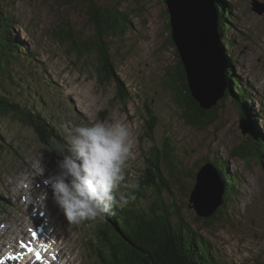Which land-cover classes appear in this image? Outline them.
Returning <instances> with one entry per match:
<instances>
[{"label":"rangeland","instance_id":"obj_1","mask_svg":"<svg viewBox=\"0 0 264 264\" xmlns=\"http://www.w3.org/2000/svg\"><path fill=\"white\" fill-rule=\"evenodd\" d=\"M96 1L102 8H118L129 15V31H125L121 38L112 37L111 55L117 77L131 94L130 99L122 95L117 99L118 90L114 83L111 86L99 84L93 53L84 57L77 53L71 55L67 52V39L63 43L60 38L61 32L66 35L65 23H69L74 34L83 41L94 36L95 26L88 14L87 0H0L4 12L16 19L10 31L15 43H22L18 59L9 60L7 64L2 59L1 66L9 67L11 75L27 83H16L12 76L0 70V93L14 102L40 109L54 123L56 131L53 137L44 140L36 128L27 127L16 116L0 120V200L3 203L0 230L5 233L4 236L0 231V253L3 244L4 249L14 248L11 244L18 237L12 232L28 233L31 220L27 219V210L21 205L25 201L31 208L33 219L39 217L43 220L37 227L44 229V234L40 232V235L43 243L46 242L47 260L53 259L56 264H100L91 254L93 249L87 246L93 244L100 220L95 219L83 226L70 224L61 209L55 207L51 188L47 189L45 202L39 199V194L44 190V180L57 171V162L62 158L59 149L67 147L70 128L96 121H120L128 126L134 145V158L128 161L125 170L128 182L147 180V158L143 151L145 155L150 154L153 145L160 152H164L162 150L167 146L175 148L177 175L172 177L166 164H159L175 195L173 199L165 195L167 204H177L182 209L187 222L210 243L222 260L235 264H264V156L252 161L235 156V152L244 154L248 150L256 154L257 146L264 148V14L253 10V0H210L215 22L220 24V18L224 16L228 20L226 27L220 29L218 26L221 43L225 38L232 41L224 48L221 46L225 50V67L229 68L228 61L231 60L232 76L241 79H237V84L250 89L249 97L242 100V104L247 109L248 122L253 121L252 140L250 135H243L240 128L245 117L236 105L239 95L236 87L233 94L207 110L214 114L211 125L199 128L185 119L187 104L178 106L173 88L166 84L177 62L175 53L179 54L180 50L176 43L175 48L166 45L171 22L166 0ZM259 1L264 3V0ZM215 10L222 11L223 16H218ZM200 22L196 17L193 24L196 26ZM171 29L173 33L172 26ZM110 47L107 45V50ZM75 48L85 50V45ZM179 57L182 61L180 54ZM99 60L103 61L102 55ZM186 80L193 100L200 105L188 74ZM180 89L184 90L182 86ZM200 108L204 110L202 104ZM148 109L159 121L153 140L145 138L148 132L142 123V119L149 118ZM259 134L262 137L259 138ZM156 152L157 149L154 154ZM217 162L228 170L222 174L227 185L233 178L240 183L237 181L238 191L236 187L223 214L208 223L189 207V198L199 168L207 164L217 166ZM41 168H44L43 175L39 174ZM215 181L219 186L217 177ZM137 193L146 197L137 202L138 208L145 209L156 195L150 188L139 189ZM49 219H53L52 235L59 236L60 248L54 244V236L47 238ZM174 223L177 224L176 217ZM6 226L10 232L4 230ZM20 226L26 229L18 231ZM37 241L32 239L28 246H34Z\"/></svg>","mask_w":264,"mask_h":264},{"label":"trees","instance_id":"obj_2","mask_svg":"<svg viewBox=\"0 0 264 264\" xmlns=\"http://www.w3.org/2000/svg\"><path fill=\"white\" fill-rule=\"evenodd\" d=\"M87 2V5L90 6V9L88 8V14L91 16L95 26V28L93 27L94 36L83 41L81 37L74 34L70 24L65 23L64 29L66 35L61 32L60 38L62 42L67 39V52L71 55L77 53L79 57H84L89 55L88 53H93L96 57V74L99 84L102 86H111V84L114 83L118 90L117 99L119 95L124 96V98L129 97L130 99L132 97L131 94L117 77L116 65L111 55L112 37L117 36V38H121L125 31H129V15L118 8H102L96 0H87ZM220 7H222V5ZM220 16H223V14L221 13ZM227 21L225 16L220 18V29L226 27ZM15 22V17L7 15L0 3V70L10 75V77L12 76L13 81L16 83L23 82L26 85L27 83L21 78L10 74L11 71L9 67L1 66L2 59L5 60L6 64L9 60L15 61L18 59V47H14L16 43L10 32L11 24H15ZM171 26L170 22L168 24L169 39L166 45L168 48H175ZM224 33L225 32H223L222 35ZM224 41L225 43L221 44L223 48L225 45L232 43V41H229L227 38H225ZM83 45H85V50L75 48L76 46L82 47ZM107 45L111 46L109 50H107ZM101 55L103 57L102 62L99 60V56ZM30 57L34 59V56ZM175 59L177 61L176 65L174 67L171 66L173 70L171 76L166 79V84L170 89L173 88L176 94L175 101L177 105L183 107L187 104V106L185 105L184 107L185 109L187 108L185 119H188L190 125L199 128L211 125L214 121V114L212 111L201 109L200 105L193 100L186 80L187 72L177 51L175 53ZM228 62L230 64L229 68L232 67L233 62L231 63V60ZM229 68H227L229 89L226 96L233 94V89L235 87L238 88L237 94L239 95H237L236 105L242 117L248 119L246 115L247 109L243 106L242 100L249 97L250 89L246 85L239 86L237 84V79L240 78H234ZM33 81H36L34 77ZM169 81H171L172 86ZM108 82L111 83L109 84ZM180 85L184 90L180 89ZM184 97H186L185 100L187 102L183 100ZM40 112L41 110H35L34 106L31 108L28 105L14 102L9 97L0 93V120L16 116L27 127L36 128L37 132L40 134L39 136L46 140V137L54 136L56 131L47 124ZM148 117L149 118L144 121L145 128L148 132L145 138L153 140L154 131L159 121L158 117L154 115L150 109H148ZM253 136L252 132H250L249 137H251L252 140ZM260 137H262L261 134H259V138ZM155 149H157L156 154H154ZM162 151L164 152H160V149L156 145H153L148 159L146 160L148 167V172L146 174L147 180L139 183L141 190H148L150 188L154 190L156 194L155 197L150 199L148 208L137 207L139 199L142 197L146 198L143 193L135 194L136 200L130 203L129 206L123 209L115 208L112 218L107 216L108 220H103L96 226L95 242L93 241V244H87L89 248L93 249L91 254L97 257L100 264H235L224 261L217 256L215 249L211 247L210 243L187 222L182 209L177 204H167L165 195H170L172 199L175 195L169 181L167 182L164 178L166 176L161 173L159 164L164 162L170 175L174 177L177 175L175 174L177 170L174 164V159L177 155L176 149L173 147L170 148L167 146ZM256 151V154L248 150H246L244 154L241 152L237 154V152H235V156L244 158L247 161L259 160L264 156V148L257 146ZM198 166L199 164H197V169ZM216 168L223 175L228 171L220 162H217ZM237 181V178H233L229 186L227 185V180H225L227 192V194L225 193L226 202L219 208L214 217L205 219L206 222L209 223L214 221L218 214H223L225 207L228 205L227 201L235 195L236 187L238 191ZM174 217L177 219V224L174 223ZM92 221L93 220H91L90 223H92Z\"/></svg>","mask_w":264,"mask_h":264},{"label":"clouds","instance_id":"obj_3","mask_svg":"<svg viewBox=\"0 0 264 264\" xmlns=\"http://www.w3.org/2000/svg\"><path fill=\"white\" fill-rule=\"evenodd\" d=\"M132 134L120 121H96L69 129L67 147L59 149L57 171L44 180L39 199L52 197L70 224L95 220L136 200L139 181L128 182L127 163L134 158ZM44 168L39 169L43 175Z\"/></svg>","mask_w":264,"mask_h":264},{"label":"water","instance_id":"obj_4","mask_svg":"<svg viewBox=\"0 0 264 264\" xmlns=\"http://www.w3.org/2000/svg\"><path fill=\"white\" fill-rule=\"evenodd\" d=\"M166 3L173 28V40L180 49L179 54L188 74L194 96L202 104L204 110H208L218 105L226 97L229 89L219 23L215 22L211 13L213 11L210 9L211 2L209 8L206 3H204L205 5H196L193 0H166ZM252 4L255 12L260 15L264 14V3L253 0ZM205 14L207 15L206 20L203 18ZM210 16L214 21L213 23L209 21ZM196 17L201 21V24L195 26L193 22ZM204 32L210 35V39L214 40L213 47L215 49L211 50L210 55L205 53L207 46L198 39L199 35ZM207 44L209 45V42ZM206 91L212 93V97L208 100L204 98V93L208 94ZM247 122L246 119H243L240 123V128L245 136L250 135V125ZM214 176L219 180V187L216 186ZM225 193L226 183L223 175L214 164H207L197 172V182L190 194L189 207L193 208L197 215L203 219L212 218L225 203ZM216 197H219V202L214 206L212 201Z\"/></svg>","mask_w":264,"mask_h":264},{"label":"bare ground","instance_id":"obj_5","mask_svg":"<svg viewBox=\"0 0 264 264\" xmlns=\"http://www.w3.org/2000/svg\"><path fill=\"white\" fill-rule=\"evenodd\" d=\"M214 1V0H213ZM201 2V3H200ZM193 3L194 4H196V5H199V4H204V3H206L207 4V7L209 8L210 7V0H193ZM205 5V4H204ZM203 6V5H202ZM216 8V7H215ZM214 8V9H215ZM211 9V8H210ZM216 11V13L218 14V16H220V14L222 13L221 11H218V10H215ZM223 11V10H222ZM212 14H213V12H211ZM213 16H214V14H213ZM205 17H207V15L205 14V15H203V18L205 19ZM206 20V19H205ZM209 21H211L212 23L214 22L213 21V19L211 18V16L209 17ZM205 36V37H204ZM211 38H212V36H211ZM199 41H201L203 44H205L206 46H207V48H206V50H205V53H209V55L211 54V50H214L215 48L213 47V42H214V40L213 39H210V35L209 34H206V32H204L203 34H200L199 35ZM210 39V41H208ZM206 40H207V42H206ZM209 42V45L207 44ZM223 43V42H222ZM221 43V44H222ZM222 46V45H221ZM213 56V55H212ZM224 58H225V62H226V57H225V54H224ZM227 67V66H226ZM206 92H208V94H205L204 93V98H205V100H208L210 97H212V93L211 92H209V91H206ZM245 119V118H244ZM247 121H248V119H247ZM56 122V121H55ZM249 123V122H248ZM249 125H250V129H251V132L253 131V129L251 128V127H253V121H251V123H249ZM63 129V128H62ZM59 130V129H58ZM64 131V130H63ZM60 134V133H59ZM253 134V133H252ZM214 178H215V176H214ZM216 185H217V187H219L218 186V184L216 183ZM9 188V187H8ZM5 190V189H4ZM4 192V191H3ZM3 198H4V195H1ZM28 197V196H27ZM30 197H31V195H30ZM26 198V197H25ZM25 201H23L22 202V207H24L26 210H27V214H26V216H27V219H30L29 221V225H28V229L29 230H35L36 228H41V226H38L37 227V225L39 224V223H43V220L42 219H40L39 217H37V218H35V219H33V217H32V213H31V208H29L27 205L28 204H25L24 203ZM27 202V201H26ZM218 202H219V197H216V198H214L213 199V201H212V203H213V205L214 206H216L217 204H218ZM24 215V214H23ZM52 215V214H51ZM25 216V217H26ZM25 219V218H24ZM22 220V219H21ZM20 221V220H19ZM28 221V220H27ZM52 221H53V219H49V225L51 226V223H52ZM21 225V224H20ZM24 225V224H23ZM35 225V226H34ZM4 226V225H3ZM7 227V226H6ZM2 228V227H1ZM24 229H26V227H24ZM5 231L6 230H10L8 227L6 228V229H4ZM21 230V229H20ZM1 232H2V235L4 234V236H5V233H4V231L1 229L0 230ZM24 231H26V230H24ZM39 231V230H38ZM38 231H37V235H38ZM41 231H43L44 232V229L43 228H41ZM10 232V231H9ZM13 233V235L14 236H16V237H18V238H22L23 239V242H24V244H27V243H29V241L31 242V240L32 239H34V238H32L28 233H26L27 235H24V233L22 232H19V234H16V233H14V232H12ZM8 234V233H7ZM37 237H39V235L37 236ZM24 239H26V240H24ZM18 240V239H17ZM17 240H16V242H17ZM35 243V242H34ZM6 244V243H5ZM38 244V245H37ZM36 246H38V247H43V245L42 244H40V243H37L36 242V244H35ZM1 247H2V249H3V252H4V260L6 261V262H10L11 263V261L10 260H7V259H9L7 256H9L10 257V254H14V255H16V258L17 259H20L23 263H25V257H22L21 256V254H24V253H16V252H11V253H9V255H6L5 254V250H4V244L3 245H1ZM10 247V246H9ZM28 247V246H27ZM54 247V246H53ZM11 248H13V247H11ZM22 249V252L23 251H25L24 249L25 248H21ZM2 251V250H1ZM48 251H47V249H45L44 250V253H47ZM47 255V254H46ZM12 264V263H11Z\"/></svg>","mask_w":264,"mask_h":264},{"label":"snow or ice","instance_id":"obj_6","mask_svg":"<svg viewBox=\"0 0 264 264\" xmlns=\"http://www.w3.org/2000/svg\"><path fill=\"white\" fill-rule=\"evenodd\" d=\"M41 215H43V212L41 213ZM33 236L36 237L37 234L35 232H33ZM24 246L27 247V245H24ZM29 251H34V249L29 248ZM36 255H37V258H39L40 254L39 253H36Z\"/></svg>","mask_w":264,"mask_h":264}]
</instances>
